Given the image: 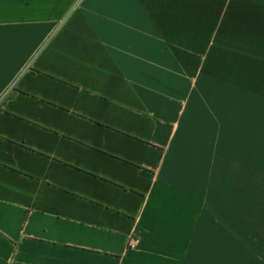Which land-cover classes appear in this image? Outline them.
Wrapping results in <instances>:
<instances>
[{"label": "crops", "instance_id": "obj_1", "mask_svg": "<svg viewBox=\"0 0 264 264\" xmlns=\"http://www.w3.org/2000/svg\"><path fill=\"white\" fill-rule=\"evenodd\" d=\"M0 264H264V0H0Z\"/></svg>", "mask_w": 264, "mask_h": 264}]
</instances>
